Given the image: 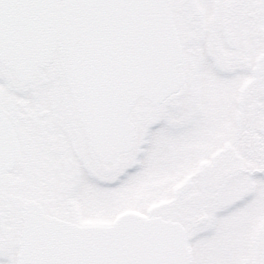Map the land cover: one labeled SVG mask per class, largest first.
Returning <instances> with one entry per match:
<instances>
[{
    "label": "snow or ice",
    "instance_id": "1",
    "mask_svg": "<svg viewBox=\"0 0 264 264\" xmlns=\"http://www.w3.org/2000/svg\"><path fill=\"white\" fill-rule=\"evenodd\" d=\"M0 264H264V0H0Z\"/></svg>",
    "mask_w": 264,
    "mask_h": 264
},
{
    "label": "flooded vegetation",
    "instance_id": "2",
    "mask_svg": "<svg viewBox=\"0 0 264 264\" xmlns=\"http://www.w3.org/2000/svg\"><path fill=\"white\" fill-rule=\"evenodd\" d=\"M243 13H237L236 18L239 20L243 17ZM251 19V18H249ZM56 81L46 80L44 81L45 88L56 87ZM12 88L14 91L8 92L6 89V95L11 103V112L13 119L21 126H26L31 120L34 112H46L47 107L44 103L39 105L36 103L34 97L33 85L30 81L17 78L15 74L12 75ZM19 245H17V250Z\"/></svg>",
    "mask_w": 264,
    "mask_h": 264
},
{
    "label": "water",
    "instance_id": "3",
    "mask_svg": "<svg viewBox=\"0 0 264 264\" xmlns=\"http://www.w3.org/2000/svg\"><path fill=\"white\" fill-rule=\"evenodd\" d=\"M19 250V249H18Z\"/></svg>",
    "mask_w": 264,
    "mask_h": 264
}]
</instances>
